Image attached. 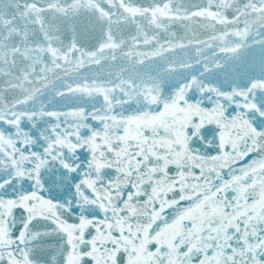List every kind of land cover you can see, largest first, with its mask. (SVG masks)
I'll return each mask as SVG.
<instances>
[{
    "label": "snow or ice",
    "instance_id": "6c2138e0",
    "mask_svg": "<svg viewBox=\"0 0 264 264\" xmlns=\"http://www.w3.org/2000/svg\"><path fill=\"white\" fill-rule=\"evenodd\" d=\"M0 264H264V0H0Z\"/></svg>",
    "mask_w": 264,
    "mask_h": 264
}]
</instances>
